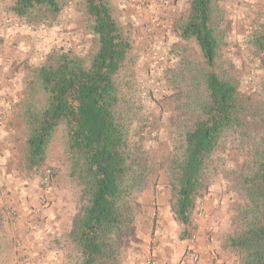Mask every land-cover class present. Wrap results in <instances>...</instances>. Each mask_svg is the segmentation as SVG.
Returning a JSON list of instances; mask_svg holds the SVG:
<instances>
[{"label": "trees", "instance_id": "1", "mask_svg": "<svg viewBox=\"0 0 264 264\" xmlns=\"http://www.w3.org/2000/svg\"><path fill=\"white\" fill-rule=\"evenodd\" d=\"M82 2L97 50L89 60L69 51L51 53L26 70L16 108L26 129L20 167L30 177L38 173L61 127L67 177L78 192L71 229L59 239L65 264H123L122 244L141 211L135 197L150 173L146 151L129 137L136 107L123 99L117 84L132 45L109 0ZM60 8V0H16L11 10L36 21ZM216 10V0H191L179 27L181 38L195 40L201 61H182L178 68L182 110L167 170L170 211L189 237L191 213L208 187L209 160L222 138L235 134L244 153L235 177L243 201L221 245L238 254L239 264H264V102L241 97L235 82L217 73ZM253 43L264 56V29Z\"/></svg>", "mask_w": 264, "mask_h": 264}, {"label": "rangeland", "instance_id": "2", "mask_svg": "<svg viewBox=\"0 0 264 264\" xmlns=\"http://www.w3.org/2000/svg\"><path fill=\"white\" fill-rule=\"evenodd\" d=\"M15 1L0 0V125L13 129V145L0 144V264H65L66 251L59 239L71 229L78 201V192L67 177L65 134L61 127L56 129L45 163L38 173L28 176L20 167L26 129L16 116V108L30 66L45 62L55 52L69 51L89 60L98 41L82 0H60L57 14L42 13L36 21L16 16L11 10ZM190 1L109 0L132 45L117 79L123 99L136 107L129 137L146 151L150 166L147 180L135 197L141 204L140 214L122 244L123 264L139 224L147 237L136 248L143 264L147 246L158 256L162 251L179 258L183 255L184 259L187 252L195 251V229L202 220L205 225L217 222V235H224L243 201L235 184L236 175L243 169L242 140L226 134L209 160L208 187L191 213L189 237L183 235V226L170 211L167 170L176 145L174 124L182 110L178 68L182 61H201L195 40L179 35ZM216 8L217 73L232 79L241 97L264 102V56L253 43L254 36L264 29V0H216ZM12 79H17L15 97L7 100ZM45 169L50 170L47 184L42 183ZM56 219L62 225L70 223L68 230L54 232L51 228ZM166 231V240L160 244ZM206 237L211 238L210 234ZM218 239L217 250L234 258L232 264H239L238 254L223 248L222 237ZM56 249L60 250L58 257Z\"/></svg>", "mask_w": 264, "mask_h": 264}, {"label": "crops", "instance_id": "3", "mask_svg": "<svg viewBox=\"0 0 264 264\" xmlns=\"http://www.w3.org/2000/svg\"><path fill=\"white\" fill-rule=\"evenodd\" d=\"M17 79H12L10 82L12 83V85H10L9 87H7V91L9 94V97H7L10 99H13L15 97V91H14V87L16 88L17 86ZM16 85V86H14ZM5 90V87H4ZM2 107V106H1ZM0 107V110H1ZM4 108L6 109V106H4ZM6 113L9 115V111L7 109ZM12 137H13V129L11 128V126L9 125H0V144L9 146V145H13V141H12ZM7 155H9V153H7ZM23 192V191H21ZM57 204V201H56ZM25 205V203L20 204L21 207H23ZM27 206V205H26ZM55 227L53 226L51 229L55 232L61 233L63 231H67L70 223H65L64 225H62V223L60 221L57 222V219L55 220ZM164 223V220H163ZM168 231V230H167ZM167 231L165 232L164 238L160 241L161 243H164V241L166 240V236H167ZM218 223L214 222L212 224L211 223H206V225L204 224V221L202 220L200 222V224L197 226V228L195 229L196 232V238H197V234H198V239L196 240V238L194 240H196V242H194L192 244V246L194 247L195 251L200 253V260L197 264H232L234 258H230L229 256L225 255L224 253H220V251L217 250V244L220 245V238L222 237V233L217 235L218 232ZM212 232V234H211ZM208 234H210L211 238L208 240V238L206 237ZM28 238V236H27ZM147 239L146 237V232L144 230V228L142 227V225L139 224L136 233H135V238L134 241H132L131 245V251L129 252L125 264H143V261L141 262V252H138L136 248L141 247V245L143 244V242ZM218 239V241H217ZM159 244V245H160ZM134 250V251H133ZM137 251V252H136ZM54 252L57 253L56 257L59 256V249H56ZM169 253L166 252H162L160 251L159 256L156 254L157 258H158V264H184V259H182L183 255L180 256V258L176 255H171L169 256ZM143 260V259H142ZM55 261V260H54ZM54 262H52L53 264ZM56 263V262H55Z\"/></svg>", "mask_w": 264, "mask_h": 264}, {"label": "built area", "instance_id": "4", "mask_svg": "<svg viewBox=\"0 0 264 264\" xmlns=\"http://www.w3.org/2000/svg\"><path fill=\"white\" fill-rule=\"evenodd\" d=\"M50 180V170L45 169L42 174V183L47 184ZM147 256L145 264H158V258L156 254L151 250L150 246H147ZM200 260V254L197 251L187 252L184 257V264H197Z\"/></svg>", "mask_w": 264, "mask_h": 264}]
</instances>
